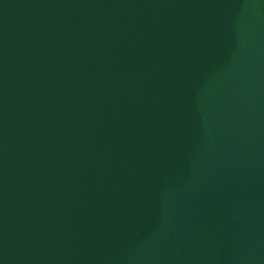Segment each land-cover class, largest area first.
Wrapping results in <instances>:
<instances>
[{
    "label": "water",
    "instance_id": "95a60500",
    "mask_svg": "<svg viewBox=\"0 0 264 264\" xmlns=\"http://www.w3.org/2000/svg\"><path fill=\"white\" fill-rule=\"evenodd\" d=\"M0 264H264V0H0Z\"/></svg>",
    "mask_w": 264,
    "mask_h": 264
}]
</instances>
